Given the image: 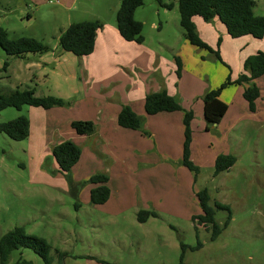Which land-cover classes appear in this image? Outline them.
Wrapping results in <instances>:
<instances>
[{"label": "rangeland", "instance_id": "obj_1", "mask_svg": "<svg viewBox=\"0 0 264 264\" xmlns=\"http://www.w3.org/2000/svg\"><path fill=\"white\" fill-rule=\"evenodd\" d=\"M121 1L0 0V28L9 39L31 38L52 50L42 55V62L33 60L39 69L29 66L32 60L14 61L10 66L8 61L3 72L6 54L0 48V95L29 87L36 97L50 96L66 103L49 111L24 106L0 112V123L18 117L30 123V134L23 141L0 134V238L20 228L26 236L44 240L51 264H179L180 244L188 247L184 264H264V76L254 81L260 92L254 113L243 99L247 85H232L221 95L228 108L221 122L207 133L191 130L195 162L191 149L190 161L198 168L195 181L186 168L183 175L175 171L173 164L183 167L182 156L176 163L166 162L167 170L161 169V163L145 166L128 176L134 184L115 180L126 204L120 213L123 208L112 201L90 203L92 186L88 178L81 179L88 171L72 170L69 177L58 172L51 157L52 144L73 134L69 121L95 124L99 113H105L99 108L108 106V101L100 103L108 94L116 101L122 89L128 91L136 84L140 88L150 80H175V90L179 88L175 59H179L184 84L200 94L197 100L183 93L173 98L180 106L201 104L205 93L228 78L235 82L244 73L246 59L264 53V38L232 39L218 19L205 23L197 17L193 19L199 22V38L209 51L192 47L180 27L178 0H162L172 4L170 10L146 0L134 14L142 24L144 42L127 43L116 28ZM252 1L253 15L264 16V0ZM82 22H99L107 41L90 57L59 55L60 31ZM223 154L234 156L236 163L214 176L215 160ZM87 155L80 161L83 169ZM184 175L192 182L189 188ZM72 185L78 186L77 198L71 195ZM203 189L208 190L210 205L227 206L231 213L229 225L223 228L228 214L215 212V223L222 231L214 242L203 228L198 227L196 235L192 222L201 214L195 193ZM138 210L156 217L139 224ZM115 214L121 217L112 218ZM197 240L202 248L191 251ZM19 259L44 264L27 249L12 252L7 264Z\"/></svg>", "mask_w": 264, "mask_h": 264}, {"label": "trees", "instance_id": "obj_2", "mask_svg": "<svg viewBox=\"0 0 264 264\" xmlns=\"http://www.w3.org/2000/svg\"><path fill=\"white\" fill-rule=\"evenodd\" d=\"M146 0H122L116 13V28L122 40L127 43L141 45L144 42L142 37V24L135 21V11L140 8ZM161 7L170 10L172 4H164L162 0H154ZM255 3L252 0H178V13L180 27L184 32L185 40L192 46L201 50L209 48L200 40L193 18H200L205 23H210L218 19L224 26L227 35L232 39L241 37H252L254 39L264 38V16L255 17L253 8ZM102 29L99 22H82L71 24L58 37V46L63 53H69L77 58L89 57L95 48L97 32ZM0 48L7 57L22 58L27 54L43 55L50 51L48 46L31 39L19 38L9 39L6 31L0 28ZM176 77L180 79L181 64L179 59H175ZM8 62L3 63L2 71L5 72ZM244 73L235 82L228 78L222 85L214 90H210L202 97L203 115L206 123L205 131L208 132L213 126L218 125L227 111V106L220 100L221 93L232 85L246 84L243 99L248 104L251 113L255 112V103L260 98V92L255 86L254 81L264 76V53H257L245 60L243 65ZM66 103L55 97H36L34 91L30 89H16L8 95H0V112L13 108L20 110L27 106L44 111L56 107H64ZM144 112L147 116H154L160 113L183 112L184 140L182 145L181 165L194 176V181L198 175V168L190 161L191 143V122L193 113L184 111L180 104L163 90L145 96ZM117 125L120 128L140 131L142 130L143 120L137 116L129 107H122L117 116ZM71 129L78 136H90L94 133L93 123L85 121H74L70 124ZM0 134L5 135L12 141L20 142L28 138L30 134V123L24 117L0 123ZM57 170L60 174L69 177L72 169L78 164L81 151L71 142H62L55 146L51 151ZM236 163V158L232 155H220L214 163V176L230 170ZM94 188L90 191V203L92 205H103L110 198V190L107 186L108 178L103 174L90 177L87 181ZM73 198H77L78 186H70ZM201 214L192 218L195 233L198 227L210 232L209 240L216 241L222 229L215 223V212L225 211L228 217L223 225L226 228L231 221V213L227 206L219 203L210 205V196L207 189L195 193ZM149 217H156V214L139 211L137 222L144 224ZM197 238V237H196ZM181 255L179 264H184V254L188 247L180 244ZM202 248V244L197 240L196 246L191 251ZM31 250L42 259L44 264H51L49 247L42 239L28 237L20 228L8 232L0 238V264H7L11 253L20 250ZM61 256V255H60ZM14 264H32L29 261L19 259Z\"/></svg>", "mask_w": 264, "mask_h": 264}, {"label": "crops", "instance_id": "obj_3", "mask_svg": "<svg viewBox=\"0 0 264 264\" xmlns=\"http://www.w3.org/2000/svg\"><path fill=\"white\" fill-rule=\"evenodd\" d=\"M57 1L59 3V0ZM197 21L198 20L193 19V23H195L199 31L200 27H198L199 22ZM198 31L197 34L200 37L201 36L200 34L202 33ZM106 41H107V36L104 34L103 30L100 29L96 34L95 48H94V52L91 55L98 52V50L103 46V44ZM51 51L52 50H50L48 53H50ZM60 53L63 52L59 50V55H62ZM36 58H39L40 62H42L43 60L42 55L27 54L22 58H11L6 56V61L10 62L9 63L10 66L14 61L28 62L32 60L29 66H32V68L39 69L40 64L33 62V60H35ZM41 76L45 77V74H41ZM36 78L38 79L37 76H33V80H35ZM168 80L169 79H167V81L162 80L160 81V83L150 80L149 82H145L141 84L140 88H139L140 84L138 85L136 84V86L129 89L128 91L126 88H124L119 92L118 94L119 99L116 101L112 100V94H108L106 97L107 99H105V101L103 102H100L103 105L106 103V101H108L109 103L107 102L108 106L104 105L103 108H99L100 110L104 109L105 113L103 112L99 113V118L97 119L96 122H94L95 124H93L95 127V131L92 135L78 136L71 129L73 134H69L65 139L57 138V140H55L54 143L52 144V148H54L60 143L68 141L73 143L80 149L81 151L80 160L72 170L73 171L78 170L80 172L81 171L80 169H82L84 171H88L86 177L81 179H87V178L89 179V177L97 173H102L105 176H107L108 178L107 186L110 190V198L105 204H108L110 201H112V204L115 207L123 208L119 210L120 213L124 212V210L126 209L125 208L126 204L124 203L125 201L120 195V192L118 191L119 189L116 186L117 183H115V180L119 181V179L121 178L120 183L121 182L125 184L128 183V185L134 184V181H132L130 178L132 177V175H135L137 170L141 168H147L145 166L148 167L155 166V164L157 163H161L160 165L161 169L167 170L168 166L166 165V162L176 163L178 162V160H180L182 156V145L184 140L183 112L160 113L154 116H147L143 108L144 99L146 95L151 93L161 92L163 90L167 91L170 96L175 98H177L176 97L177 94L179 95L183 93L184 95L192 98L196 96L194 98L195 100H197V95H199L200 92H196L193 88L187 87V85L184 84L183 82V77H180V79H176L179 85V88L175 89L176 92L173 87L175 80L173 81L171 80L168 81ZM17 89L32 90L29 87L27 88L19 87ZM221 95H220V100L223 102V100L221 99ZM181 106L184 111H191L193 113L191 130H193L194 128L196 131H200L203 129V131L207 133L205 131L206 123L204 121V115H203V103L202 102L201 104L197 103L196 105H192V104L188 105L187 103H184L181 104ZM122 107H129L137 116L142 118L143 120L142 130L145 134H142V132L140 131L123 129L117 125V116L120 113ZM69 122L71 124L73 121H69ZM85 145L89 146V149L91 150H88L87 147L84 150L83 147ZM193 147H194V143L191 142V146H190L191 160L195 162ZM87 152H88L87 157L89 161L86 162L83 169L81 167L80 161L82 157H84V154ZM223 155H229V154H223ZM100 159L103 161L106 160V162L102 163ZM173 166H175L177 169V170L175 169V171L180 172L182 175L183 172L186 170L184 167H178L174 164ZM169 169L171 168L169 167ZM125 175L126 178H123V176ZM128 176H130V178ZM75 177L76 176L74 174V178ZM184 178L186 183L185 185L186 187L189 188L192 182L188 177V175L186 176L184 175ZM93 188L94 186H92V189ZM143 207H147V206L145 205ZM117 215L119 214H115L116 217H112V218L121 217ZM146 223H148V221H146Z\"/></svg>", "mask_w": 264, "mask_h": 264}, {"label": "built area", "instance_id": "obj_4", "mask_svg": "<svg viewBox=\"0 0 264 264\" xmlns=\"http://www.w3.org/2000/svg\"><path fill=\"white\" fill-rule=\"evenodd\" d=\"M49 4H52V0H48ZM56 3H58V1L56 0Z\"/></svg>", "mask_w": 264, "mask_h": 264}]
</instances>
